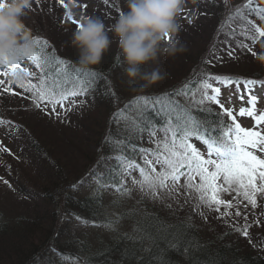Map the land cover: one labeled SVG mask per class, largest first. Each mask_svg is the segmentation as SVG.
Returning <instances> with one entry per match:
<instances>
[{
	"label": "trees",
	"instance_id": "16d2710c",
	"mask_svg": "<svg viewBox=\"0 0 264 264\" xmlns=\"http://www.w3.org/2000/svg\"><path fill=\"white\" fill-rule=\"evenodd\" d=\"M56 1L60 5L59 0ZM115 1L110 0L109 4L105 5L101 0L99 6L91 7L95 9L94 13L93 11L91 13H96V17L108 25L105 30L112 43L101 61L88 67H82L78 63L79 50L72 44V36L68 34L70 26H62L71 25V28H75L73 31H76L79 27L74 25L72 20L78 22L79 15L74 12L72 20H69L64 13L59 18L61 25L58 21L57 23L51 21L45 23L44 18L34 20V14L42 8L40 3H37L39 7L31 9L33 12L30 22L33 20L34 22L31 26L26 24L31 30L33 43L30 51H41L40 46L34 43L35 39L47 40L48 48L43 51L65 60L71 68L79 69L81 73L90 71L102 73L107 80L108 87H105L104 81H98L95 90H90L82 96L81 104L74 105L68 111H63L58 117L48 118L49 121L52 119L50 124H47L50 128L46 126L42 130L40 127L36 132L30 126L29 116H27L31 112L34 113L31 93L25 88L20 89L21 94L24 91L23 96L18 95V92H11L9 95L0 93V120L4 122L12 120L18 125L20 131L24 127L25 130H29V136L18 146V150L15 146L11 152L18 153L20 158H23L30 172L23 176L20 173L21 169L17 166L15 172L10 173L6 163L0 164V171H6L2 174L12 176L13 188L17 194L15 196L25 201L20 200L22 203L32 206V213L20 212L8 215L0 210V264H67L65 259L76 260L79 264H169V262L170 264H264V243L260 242L264 239V224L261 225V229L252 227L250 238L254 239V243H249L250 246L249 244L243 245L244 240L249 237L246 238L232 227L224 230L219 228L218 231L214 227L211 231H206L200 225L199 218L196 220V217H193L195 215L186 212L184 207L175 211L153 209L148 204L137 203L126 208L119 200V193L108 188H98L100 181L92 175L93 170H96L103 174L106 180H111L110 173L116 166V162L101 159L102 156L110 155L104 141L110 130L113 134L119 131L112 119L114 114L126 104L133 102V107H135L137 97L171 93L183 87L185 81H189L190 78L192 81L199 80L202 72L232 76L241 81L244 79L264 80V64L257 62L254 58L253 68L249 69L248 62H243L249 59L250 54L254 53L256 57V54L261 51L258 46L261 47L264 44V37H258L253 44L251 35L243 34L246 29L241 27L242 22L228 19V13L231 14L235 7L242 5L239 1L226 9L224 8L225 0H205L208 9L202 11L200 5L196 6L193 3L189 10L182 12L177 18L182 25L178 38L184 35L185 29L189 28L192 29L191 32H194L195 42L191 43L196 55L193 59L185 58L188 60L187 70L181 71L182 77L177 82L162 85L158 87L160 89H153L150 86L144 90L127 92L134 94L131 96V94L121 93L118 86L120 81H115V73L123 70L122 66L125 62L118 37L111 31L112 25H110L119 18V12L113 9ZM64 2L68 1L64 0ZM187 3L190 5V0H187ZM215 8L218 9L216 17H213ZM101 10L103 12H100ZM106 12L110 13L106 16ZM83 20L84 17L80 21L81 24ZM189 20L192 22L189 23ZM254 22L260 26L259 21L254 19ZM222 23L225 25L223 28H221ZM230 30H235L237 35H229L228 42L225 43V34ZM241 42L247 44L248 48H240ZM215 44L229 45L239 54L236 56L234 53L236 59L229 61L225 67H213L208 61L213 60L211 59L213 50L209 51L211 47H215ZM206 45L209 47L207 48ZM72 75L75 76V73ZM28 79L30 78H24L25 84ZM31 79L35 82L34 77ZM195 89L197 88L191 89L189 93L176 95L173 99L186 108L194 110L198 104L186 105L181 101V97L189 96ZM85 98L89 100V104L88 101L83 103ZM27 105H31L33 109L24 108ZM82 105L87 107H82ZM94 107L104 110L106 117L105 123L96 134L90 130L89 123L81 119L91 111L88 109ZM204 107L213 112L218 111L213 106L205 105ZM38 110L42 116H47V113H58L48 112L46 109ZM199 115L203 117L205 113H199ZM129 118L130 116L126 114L124 120ZM224 119L230 123L227 118ZM124 120L120 122L122 125ZM157 123H159L158 120ZM66 131H79L86 142L92 139V145L95 148H89L86 145L81 148L79 142L72 144L73 149L80 155L82 154V159H77L79 162L76 164H72L71 155L70 157L66 155L65 150L68 148L54 146L50 137L51 133L65 134ZM66 141L70 142L68 138ZM133 142L143 148L153 149L155 147L154 142L147 137L143 141L136 139ZM129 155L139 159L138 154L129 153ZM112 195H117V197L114 198ZM113 212L118 215H112L115 214ZM73 213L84 220H77L72 215ZM110 221L114 222L112 224L114 227L118 225L124 229L110 236L97 235L94 238L85 233H74L72 230V225L75 223H83L95 229ZM237 223L242 226L240 221L235 224ZM158 224H162L163 227H152ZM141 227H148L153 232L155 241L144 239L143 233L138 231ZM124 231L126 232L123 233ZM33 236H36L35 240L31 239ZM142 239L143 243H141ZM262 245L263 248H261ZM177 247L179 251L176 250ZM60 254H66V256L62 257Z\"/></svg>",
	"mask_w": 264,
	"mask_h": 264
},
{
	"label": "snow or ice",
	"instance_id": "6c2138e0",
	"mask_svg": "<svg viewBox=\"0 0 264 264\" xmlns=\"http://www.w3.org/2000/svg\"><path fill=\"white\" fill-rule=\"evenodd\" d=\"M109 2L110 0H103L105 5ZM59 3L67 7L64 0H59ZM225 6H228L227 0ZM83 7L87 9L86 4ZM250 13L264 21V8L253 7V0L235 7L228 19L241 21V27L246 29L243 34H250L254 44L258 37H264V27L250 19ZM67 15L72 20L71 14ZM72 22L79 28L83 26L75 20ZM224 26L222 23L221 28ZM229 35L236 36L237 33L235 30L226 33L225 43L228 42ZM34 43L40 46L41 51L23 52L13 61L7 58L0 60V65L8 69L0 75L11 74L16 77L19 86L31 93L36 107L39 108L43 103L47 109L51 105V111L55 113L57 105L63 107L66 100L95 90L98 81H104L105 87H108L102 73H81L79 69L71 68L65 60L43 51L48 48L47 40L37 38ZM239 47L248 48V45L241 42ZM25 56L35 61L39 74L21 67L20 60ZM228 56L236 59L234 51H228ZM216 59L219 60L220 57ZM25 77L30 78L27 84L23 82ZM31 77L35 78V82ZM2 84L4 81L0 80V85ZM216 84L233 86L237 97L243 101L238 109V116L252 118L253 128H244L237 122L236 110L226 106L232 100L231 95L222 101L221 87L214 86ZM257 84L264 87V80L241 81L232 76L202 72L199 80L192 81L190 78L183 87L171 93L135 98V107L133 102H129L113 116L112 122L117 124L119 131L113 134L110 130L106 134L104 144L110 155L102 156L101 159L114 160L116 166L111 170V180H106L103 174L93 170L92 175L100 181L98 188H108L125 197H131L133 190H138L142 198L152 201H179L183 195L185 203L194 201L195 208L207 207L218 213L217 219L226 220L229 214L242 219V226L237 223L231 227L246 238L250 237V229L259 226L261 222L257 220L255 224H249L248 217L241 212L238 202L242 199L245 209L250 207L264 215V208L260 204L261 199H264V130H261V126H264V111L257 112L259 98L251 91ZM234 86H239V89ZM193 88H198L199 91L196 109L190 110L173 99L176 95L191 92ZM207 104H216L219 111L213 112L204 107ZM199 113L205 115L202 117ZM126 114L130 118L124 120ZM224 118H230V123ZM121 120H124L123 125ZM0 123L4 121L0 120ZM145 137L154 142L153 149L140 147L133 142L136 139L143 141ZM129 153L138 154L139 159ZM133 174L139 179H133V187L129 188L121 177ZM228 194L231 196L225 199ZM167 206L170 208L171 204ZM199 214L204 216L203 212ZM72 215L77 220H84L75 213ZM107 223L111 226L114 222ZM152 227L162 228L163 225ZM138 231L143 233L144 239L155 241V236L148 227H141ZM260 242L264 243V239ZM176 250L179 251V247Z\"/></svg>",
	"mask_w": 264,
	"mask_h": 264
},
{
	"label": "rangeland",
	"instance_id": "374dc122",
	"mask_svg": "<svg viewBox=\"0 0 264 264\" xmlns=\"http://www.w3.org/2000/svg\"><path fill=\"white\" fill-rule=\"evenodd\" d=\"M68 3L71 4L72 6V10L73 13L76 12V14L79 15V18L82 19V17H87L88 14L90 16L88 17H96L97 14H93L95 9L92 8L93 13L89 12V9H85L83 6L86 2L89 3V7H95V6H99L101 4V0H67ZM239 1V3H246L247 0H227V7L224 5V8H230L231 6L234 5V2ZM35 3V4H34ZM37 3H40V6L42 7L41 10L37 13L34 14V20H39V19H43L45 20V23L51 21L52 23L55 22L57 23V21L61 24V20L59 18H61V15L64 14V10L62 8L61 5H58L56 0H32V4H34V7H39V5H37ZM190 5H188V3L186 2L185 6H184V11L189 10L192 6L193 3L190 0ZM115 7L113 9L117 10L119 12V16L122 15L124 12L127 11V0H116L113 4ZM196 6H201V11L202 10H207L208 6L207 3H205V0H196L195 3ZM88 7V6H87ZM253 7H261L264 8V0H253ZM217 9L215 8V15H213V17H216V13H217ZM100 10V9H99ZM220 10H224V9H220ZM32 12L30 11L28 13V15L24 18V22L27 25H33V22H30L31 16H32ZM100 12H103L102 10ZM181 12V13H182ZM207 12V11H206ZM110 12H106V16L109 14ZM203 17H206L205 15H202ZM227 16H230V14L228 13ZM250 18V16H249ZM251 19V18H250ZM109 23V22H108ZM62 25V24H61ZM113 25V24H110ZM63 27L66 26H70V30L68 32L69 35L72 36V33L74 32L73 30H75V28H71V25H62ZM108 27V25L105 24V28ZM190 30L192 29H185V33L184 35L180 38V42L185 46L186 51L177 54L175 57H163L161 56L159 61L157 62H149V64L144 66V70L145 71H150L152 68L155 67H159L161 72L164 74V78L161 79L160 81L156 82L155 84L151 85L150 88L153 89H160L158 87H161L162 85L165 84H172L173 82H177L178 79H181L182 77V73L181 71L183 70H187V66H188V60H185L186 57H189L190 59H193L196 55V51L194 50V47L192 45L191 42H195L193 34L194 32H191ZM215 47H211V50L209 52H213V54L211 55V59L213 58V60L211 61V63H214L215 65H213V67H225L227 65V63L229 61H232L233 59H229L228 56V47L226 45H214ZM206 47L208 48L209 46L206 45ZM258 48L261 50L260 45L258 46ZM236 56H238V54H236ZM249 59L247 61H244L245 63H247L248 68L251 69L253 68V63L255 62V54H250L249 55ZM217 57H220V59H216ZM22 62L20 63L22 65V67L27 68L30 72H36L37 73V69L35 67V63L33 62V60L31 59H26L25 57L21 59ZM20 60V61H21ZM211 65V64H210ZM123 70L120 71V73H115V81H120L118 82V86H119V91L121 93H127V92H132V88L129 85L128 79L125 75V68H126V64L125 62L123 63ZM192 67V66H191ZM169 69V70H168ZM8 71V69H6L4 66L0 65V73ZM221 74V73H220ZM0 80L4 81V84L0 85V93H7V95H9L11 92L16 93L18 92V95L23 96L22 94L24 93V91H22L21 94V87L19 86V82H17L16 77L11 76V74H9L8 76H4V75H0ZM11 81V83H9ZM24 82V81H23ZM223 86V85H222ZM5 87L6 89H12L9 91H5ZM163 88V87H162ZM225 88V90L228 87L223 86V88H221V91ZM15 92H14V91ZM224 90V91H225ZM222 91V101L227 100V98L231 95L230 90H226L225 92ZM132 94V93H127V95ZM233 95V94H232ZM128 96V97H131ZM1 97V94H0ZM196 99L199 98V91L196 92L195 95ZM232 100L230 102V104H226V106L228 107H233L236 110V114L238 116V109L241 106V103H238L237 101V96H231ZM190 97L186 98L188 101ZM74 101V102H73ZM78 99L76 98H70L69 100H66L63 104V107H61L60 105H57L56 108V112H58L59 114L63 113V111H68L69 109H71L72 105H77L78 103ZM89 104V100L88 99H83V103L87 102ZM13 102V101H11ZM31 105L34 107V109L31 107ZM31 105H27L24 106V108H28V109H33L34 113L31 112L30 115L27 114V116H29L28 121L30 126L35 130L40 129V127L42 128V130L47 126V124H50L51 120L49 121L48 118H53V117H58L57 114H52V113H47V116H42L39 112L38 109H42V106H40L39 108L35 106L34 101L33 104ZM82 107H87L82 105ZM91 108L88 110H91L90 112H88V115L81 118L83 120V122H88L90 125V130L94 131V134H96L101 128L102 125L105 123L106 117H105V111L101 110V109H95ZM47 110H51V105L47 106ZM259 111H264V109H260ZM258 111V112H259ZM52 112V111H50ZM43 114H46L45 112H41ZM41 115V116H40ZM240 119H243L244 121L246 119H249V117H239ZM11 122H4V123H0V164L1 163H9L8 164V170L10 171V169H21L20 173L21 175L23 174V176H25L26 174H28L27 172H30V168L27 167L24 164V160L23 158H20L19 162H13L11 160V154L10 151L8 149H10L11 151L13 150V148L16 146V148H18V145H20L29 135V130H25L24 128H21V131L19 130L18 125L14 124L15 122L10 120ZM17 123V122H16ZM246 127L247 128H253L254 127V121L252 118L249 119V121H246ZM48 128H50L49 126H47ZM261 130H264V126H261ZM32 131V130H31ZM33 132V131H32ZM34 133V132H33ZM75 133V136H73ZM93 134V135H94ZM82 134H80L79 131L76 132H70V131H66L65 134L62 133H51L50 137L52 138V142L54 143V146L57 147H66L68 148L66 151V155L72 158V164H76L77 162H79L78 160L82 159V154L80 155V153H77L75 149H73L72 144H75L76 142H79L80 147L84 148V145H86L87 147H91L94 148V146L92 145V139L88 140L87 142L84 140ZM85 137V135H84ZM66 138H68L70 140L66 141ZM91 141V142H90ZM69 144V145H68ZM68 145V146H66ZM95 149V148H94ZM56 151V150H55ZM78 159V160H77ZM6 171H0V210H3V212L5 211L8 215H15L18 214L20 212H30L31 211V207L28 206V204L22 203L21 201L25 202L24 200H21L19 198H16L15 193L8 187V185H10V183H8L7 179H5V181L7 183L4 182V178L6 177L7 174H2ZM123 179V181L126 183L127 187L132 188V180L133 179H139V177L136 174L133 175H125L123 177H121ZM8 184V185H7ZM108 192V191H107ZM231 196V194L226 195L224 198L228 199ZM119 200L123 205H133V204H137L138 202H142L140 204L142 205H146L148 204V206H152L153 209H165V210H175L178 211V209H182V207H184L186 209V212L192 213L193 217L199 218V223L200 225L206 229V231H211L214 227L216 228V231L220 229H226L227 227H231L230 225L235 224L236 222L240 221L241 224H244V221L242 219H238L234 216H232L231 214H229V216L226 218V220H221V219H217V216L219 215L218 213H216L215 211L210 210L207 207H203V208H195L193 205L195 204L194 201H191L189 203H185L184 202V196L181 195L179 198V201H177L176 199H171V200H157V201H152L151 199L148 198H142L141 193L138 190H133L132 196L131 197H125V196H119ZM233 199H235L234 197H232ZM21 200V201H20ZM240 205V210L243 214H246L248 217V223L249 224H254L257 220H259L261 223L259 226H253L254 228L257 229H261V225L264 224V215H262L260 213V211L258 210H254L251 209L250 207L245 209L244 207V203L242 201V199L238 202ZM171 204V207L169 208L167 205ZM261 207L264 208V199H261L260 201ZM227 211V210H225ZM203 212L204 216H201L199 213ZM206 217V218H205ZM230 224V225H228ZM218 227V228H217ZM83 228V227H81ZM79 229V228H78ZM77 229V230H78ZM114 229V227H109V226H102L99 227L95 230H93L92 228H84L83 232H90V231H94V232H90L92 234L88 235L91 238L96 237V235H98V230L100 231V233H102V236H107L110 232H112ZM119 227H116L115 230L118 231ZM251 232V231H250ZM105 234V235H104ZM251 235V234H250ZM252 236V235H251ZM31 239L35 240L36 236H33ZM32 240V241H33ZM251 238L249 237V239L244 240L245 243L243 242V245L245 244H253L254 243V239L251 240ZM250 246V244H249ZM261 248H263V245L261 246Z\"/></svg>",
	"mask_w": 264,
	"mask_h": 264
},
{
	"label": "clouds",
	"instance_id": "9594fccd",
	"mask_svg": "<svg viewBox=\"0 0 264 264\" xmlns=\"http://www.w3.org/2000/svg\"><path fill=\"white\" fill-rule=\"evenodd\" d=\"M186 2L127 0V11L111 26L118 37L125 75L133 91L144 90L164 78L159 67L145 71L142 66L157 62L161 56L175 57L186 51L178 38L182 25L177 19ZM31 9L32 0H0V60L13 61L33 47L31 30L24 22ZM82 25L72 33V44L79 50L78 63L88 67L101 61L112 40L100 18L85 17ZM255 59L264 64V44Z\"/></svg>",
	"mask_w": 264,
	"mask_h": 264
}]
</instances>
